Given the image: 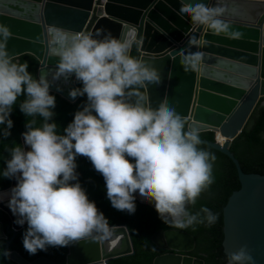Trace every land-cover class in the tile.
I'll list each match as a JSON object with an SVG mask.
<instances>
[{
	"label": "clouds",
	"instance_id": "obj_1",
	"mask_svg": "<svg viewBox=\"0 0 264 264\" xmlns=\"http://www.w3.org/2000/svg\"><path fill=\"white\" fill-rule=\"evenodd\" d=\"M224 11L202 2L181 8L193 22L214 32L227 30L220 18ZM49 34V55L58 58L51 80L47 74L34 77L27 61L13 62L6 51L11 32L0 25L3 137L11 135L10 114L20 96L25 97L19 103L20 111L32 118L22 134L30 150L20 145L6 149L11 158L2 173L5 178L17 179L8 207L16 224H27L24 249L34 255L50 246L67 247L111 235L108 219L78 182L79 156L86 157L103 176L107 198L116 210L134 214L138 193L143 201L154 204L159 218L172 227L214 225L218 215L208 207L192 213L189 206H195L214 183L216 156L198 147L202 143L199 129L186 127L175 108L167 104L156 109L145 107L147 97L141 89L159 84L160 74L130 55L133 41L113 38L110 33L95 39L91 34L56 28L49 29ZM199 59L200 54L189 53L181 63L188 71ZM73 75L83 86L70 90L69 95L73 99L86 95L87 103L61 135L57 124L50 122L56 106L50 86ZM37 117L43 121L39 127H35ZM214 136L218 145V137L225 140L220 134ZM0 254L6 258L11 255L2 248ZM227 264H253V258L244 246L228 254Z\"/></svg>",
	"mask_w": 264,
	"mask_h": 264
},
{
	"label": "water",
	"instance_id": "obj_2",
	"mask_svg": "<svg viewBox=\"0 0 264 264\" xmlns=\"http://www.w3.org/2000/svg\"><path fill=\"white\" fill-rule=\"evenodd\" d=\"M201 2L225 9L220 18L228 26L226 31L214 32L181 12L182 7ZM0 25L11 32L6 43L8 55L12 59L34 56L39 61L38 78L47 74L49 80L58 62L49 55L51 28L91 34L95 39L110 33L113 38L133 41L130 55L137 52L145 65L160 74L159 84L144 88L147 107L156 109L167 104L200 134L217 133L227 140L223 146L205 140L200 144L229 158L241 188L229 197L224 209L225 252L232 254L246 246L253 264H264V177L243 174L230 152L231 143L264 99V0H0ZM189 53L200 54V59L185 71L181 60ZM76 88L73 75L67 81L61 78L53 82L50 92L75 103L80 96L73 99L69 92ZM21 142L29 151L23 135ZM16 184L14 177L11 186L0 194L8 192L11 198ZM135 195L139 204L155 209L154 204ZM4 202L0 210L10 222L4 226L0 221V239L6 240L4 250H10L27 224H16ZM109 229L107 239L88 238L68 246L66 264H110L133 256L128 228ZM151 242L167 253L157 257L154 264H205L189 256L196 241L186 232L161 230ZM10 253L9 259L15 264H56L47 258L28 262L17 251ZM3 259L0 254V264Z\"/></svg>",
	"mask_w": 264,
	"mask_h": 264
},
{
	"label": "trees",
	"instance_id": "obj_3",
	"mask_svg": "<svg viewBox=\"0 0 264 264\" xmlns=\"http://www.w3.org/2000/svg\"><path fill=\"white\" fill-rule=\"evenodd\" d=\"M133 57L139 59V54L135 51ZM13 62H28V71L38 78L39 61L30 54H25L19 58L12 59ZM77 85L82 88V84L78 81ZM141 91L145 94L144 88ZM56 98V106L52 111L55 115L52 121L57 124V133L64 134V129L73 121L74 115L78 110H82L87 103V97L80 96L75 103H70L55 93H50ZM25 99L20 96L17 104L13 106L10 119L13 121V127L10 129L11 135L4 138L2 131L5 125H0V191L11 186L12 179L2 176L3 170L6 168V161L11 158L10 149L15 145L22 147L21 136L27 131L25 125L31 117H26L20 111L19 103ZM145 107H147L145 102ZM42 118L37 117L39 127L42 124ZM188 122L186 121V127ZM200 139L214 142L215 136L212 133L200 134ZM216 156L213 165L214 183L210 188L203 192L198 198L195 206H189L192 213L199 211L201 207H208L213 213L218 215V219L211 227L204 225H196L194 228L179 229L170 226L159 218L155 209L139 204L135 200L136 210L134 214L126 211H118L112 207L111 202L107 198L105 181L103 176L95 171L91 162L83 156L76 159V172L79 174L78 182L85 190L88 199L93 201L100 212L108 219L109 227L125 226L128 228L135 254L133 256L112 261L110 264H154L157 257L167 254L159 250L152 242L151 238L159 231L179 230L192 235L196 241L195 250L189 254L193 258L204 261L205 264H227L228 255L225 252L224 235V209L228 204L229 197L241 190L238 181L236 169L232 162L225 155L214 151L213 149L199 145ZM230 152L239 163L243 174L259 175L264 177V99L257 105L249 118L241 135L235 139L230 145ZM72 183H75L73 181ZM0 221L7 226L10 222L9 217L0 210ZM27 227L19 233L13 240L10 251L19 252L28 262H33L39 258H47L56 264H66L68 254L67 247H48L46 251H38L36 254H29L23 247V233ZM11 238L12 235H8ZM6 240L0 239V248L4 249ZM153 249H155L153 251ZM2 264H15L9 257H4Z\"/></svg>",
	"mask_w": 264,
	"mask_h": 264
},
{
	"label": "bare ground",
	"instance_id": "obj_4",
	"mask_svg": "<svg viewBox=\"0 0 264 264\" xmlns=\"http://www.w3.org/2000/svg\"><path fill=\"white\" fill-rule=\"evenodd\" d=\"M223 143V141H222ZM9 198H10V194L8 192H5V193H1L0 194V203L1 202H4L3 204L5 205V207L9 208L8 207V202H9ZM139 199L142 200L139 196ZM143 201V200H142ZM145 202V201H144ZM146 203H149V202H146ZM16 218V217H15Z\"/></svg>",
	"mask_w": 264,
	"mask_h": 264
},
{
	"label": "built area",
	"instance_id": "obj_5",
	"mask_svg": "<svg viewBox=\"0 0 264 264\" xmlns=\"http://www.w3.org/2000/svg\"><path fill=\"white\" fill-rule=\"evenodd\" d=\"M222 141H223V143H222ZM217 142L220 144V145H223V144H225V140H222L220 137H218L217 138Z\"/></svg>",
	"mask_w": 264,
	"mask_h": 264
},
{
	"label": "crops",
	"instance_id": "obj_6",
	"mask_svg": "<svg viewBox=\"0 0 264 264\" xmlns=\"http://www.w3.org/2000/svg\"><path fill=\"white\" fill-rule=\"evenodd\" d=\"M207 26V25H206ZM206 26H205V29H206Z\"/></svg>",
	"mask_w": 264,
	"mask_h": 264
}]
</instances>
